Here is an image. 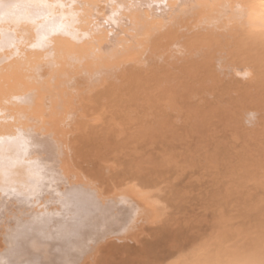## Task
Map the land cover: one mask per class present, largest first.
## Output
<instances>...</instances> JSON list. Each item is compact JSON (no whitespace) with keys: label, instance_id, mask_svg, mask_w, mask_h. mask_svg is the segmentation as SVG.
Returning a JSON list of instances; mask_svg holds the SVG:
<instances>
[{"label":"bare ground","instance_id":"6f19581e","mask_svg":"<svg viewBox=\"0 0 264 264\" xmlns=\"http://www.w3.org/2000/svg\"><path fill=\"white\" fill-rule=\"evenodd\" d=\"M262 195L264 0H0V264H264Z\"/></svg>","mask_w":264,"mask_h":264},{"label":"rangeland","instance_id":"374dc122","mask_svg":"<svg viewBox=\"0 0 264 264\" xmlns=\"http://www.w3.org/2000/svg\"><path fill=\"white\" fill-rule=\"evenodd\" d=\"M260 171H245V170H238V171H231L229 174V177L225 179H221V183H223L220 187V190H224L223 188L229 187V190H231L232 193H235V188L238 185V183H242V185L239 188L240 197L243 199V197L246 196L248 192H260L262 191V185L261 184H254V178L252 177L254 174L259 173ZM212 174L215 175H224V172L221 171V169L213 172ZM236 176L234 181L232 180L233 177ZM222 178V177H216ZM218 181V180H217ZM219 182V181H218ZM234 183V184H233ZM232 184V185H231ZM261 187V188H260ZM264 196V195H262ZM222 208H224L226 211L230 209H234V202L231 199L228 201L225 200L222 204Z\"/></svg>","mask_w":264,"mask_h":264},{"label":"clouds","instance_id":"9594fccd","mask_svg":"<svg viewBox=\"0 0 264 264\" xmlns=\"http://www.w3.org/2000/svg\"><path fill=\"white\" fill-rule=\"evenodd\" d=\"M257 116L256 113H249L247 115V119L245 121L246 124H248L249 126H251V122H254L256 120Z\"/></svg>","mask_w":264,"mask_h":264}]
</instances>
